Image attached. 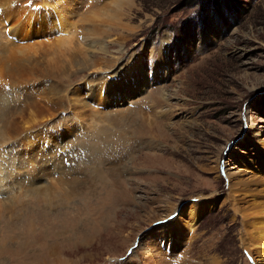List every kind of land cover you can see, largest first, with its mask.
Returning a JSON list of instances; mask_svg holds the SVG:
<instances>
[{
  "label": "rangeland",
  "instance_id": "rangeland-1",
  "mask_svg": "<svg viewBox=\"0 0 264 264\" xmlns=\"http://www.w3.org/2000/svg\"><path fill=\"white\" fill-rule=\"evenodd\" d=\"M263 229L264 0H0V264H264Z\"/></svg>",
  "mask_w": 264,
  "mask_h": 264
},
{
  "label": "bare ground",
  "instance_id": "bare-ground-1",
  "mask_svg": "<svg viewBox=\"0 0 264 264\" xmlns=\"http://www.w3.org/2000/svg\"><path fill=\"white\" fill-rule=\"evenodd\" d=\"M43 5L44 6H46L45 8H48L47 10V13H49V12H51V11H54V13L56 12V14H58L57 15V21L58 22H60V23H63V22H65V20H63L62 18H61V15H60V13H59V11H57V9H56V3L54 2H52L51 3V1H49V3H48V1H43ZM56 10V11H55ZM87 62H89V60H87V59H84V58H78L76 61H75V65L77 66V67H80L81 66V64H85V63H87ZM259 240V241H258ZM255 241H258L259 243H264V229L263 230H261L260 231V233H259V236L258 237H256V240L253 238L252 239V242L254 243Z\"/></svg>",
  "mask_w": 264,
  "mask_h": 264
},
{
  "label": "built area",
  "instance_id": "built-area-1",
  "mask_svg": "<svg viewBox=\"0 0 264 264\" xmlns=\"http://www.w3.org/2000/svg\"><path fill=\"white\" fill-rule=\"evenodd\" d=\"M9 38V36H7Z\"/></svg>",
  "mask_w": 264,
  "mask_h": 264
},
{
  "label": "water",
  "instance_id": "water-1",
  "mask_svg": "<svg viewBox=\"0 0 264 264\" xmlns=\"http://www.w3.org/2000/svg\"><path fill=\"white\" fill-rule=\"evenodd\" d=\"M158 224H160V223H158ZM158 224H157V225H158Z\"/></svg>",
  "mask_w": 264,
  "mask_h": 264
}]
</instances>
